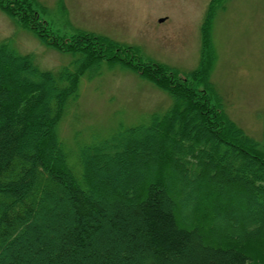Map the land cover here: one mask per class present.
Returning a JSON list of instances; mask_svg holds the SVG:
<instances>
[{
  "label": "trees",
  "instance_id": "obj_1",
  "mask_svg": "<svg viewBox=\"0 0 264 264\" xmlns=\"http://www.w3.org/2000/svg\"><path fill=\"white\" fill-rule=\"evenodd\" d=\"M218 1L189 73L199 88L106 36L57 34L36 0H0L41 42L78 55L74 68L52 71L0 43V264H264V147L209 97ZM102 59L149 78L173 103L83 147L78 175L57 125L81 74Z\"/></svg>",
  "mask_w": 264,
  "mask_h": 264
},
{
  "label": "rangeland",
  "instance_id": "obj_2",
  "mask_svg": "<svg viewBox=\"0 0 264 264\" xmlns=\"http://www.w3.org/2000/svg\"><path fill=\"white\" fill-rule=\"evenodd\" d=\"M50 29L106 36L134 48L141 62L159 63L202 88L189 73L200 63L202 24L210 0H36ZM213 61L209 97L264 147V0L216 2L210 25ZM31 54L41 69L75 67L78 55L41 42L0 10V43ZM57 133L73 172L80 174V150L109 138L121 127L161 117L172 97L130 67L102 59L79 77ZM105 173V171H103Z\"/></svg>",
  "mask_w": 264,
  "mask_h": 264
}]
</instances>
